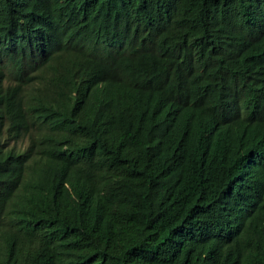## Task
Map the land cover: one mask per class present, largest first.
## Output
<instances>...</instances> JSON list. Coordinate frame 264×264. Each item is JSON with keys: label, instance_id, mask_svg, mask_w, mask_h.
Masks as SVG:
<instances>
[{"label": "trees", "instance_id": "trees-1", "mask_svg": "<svg viewBox=\"0 0 264 264\" xmlns=\"http://www.w3.org/2000/svg\"><path fill=\"white\" fill-rule=\"evenodd\" d=\"M0 264H264V0H0Z\"/></svg>", "mask_w": 264, "mask_h": 264}, {"label": "bare ground", "instance_id": "bare-ground-1", "mask_svg": "<svg viewBox=\"0 0 264 264\" xmlns=\"http://www.w3.org/2000/svg\"><path fill=\"white\" fill-rule=\"evenodd\" d=\"M54 30V29H53ZM72 35V34H71ZM87 156V155H86Z\"/></svg>", "mask_w": 264, "mask_h": 264}]
</instances>
